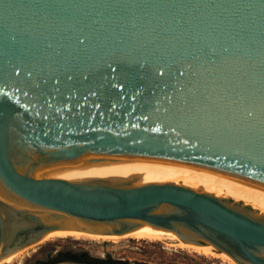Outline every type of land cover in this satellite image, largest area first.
<instances>
[{"label": "water", "instance_id": "water-1", "mask_svg": "<svg viewBox=\"0 0 264 264\" xmlns=\"http://www.w3.org/2000/svg\"><path fill=\"white\" fill-rule=\"evenodd\" d=\"M198 169L264 186V0H0V264L161 229L264 264L262 214L150 183Z\"/></svg>", "mask_w": 264, "mask_h": 264}, {"label": "rangeland", "instance_id": "rangeland-1", "mask_svg": "<svg viewBox=\"0 0 264 264\" xmlns=\"http://www.w3.org/2000/svg\"><path fill=\"white\" fill-rule=\"evenodd\" d=\"M167 183L180 184L201 193L211 194L218 198L233 200L232 196L219 193L217 191L202 190L199 183L184 178H175ZM176 184V185H177ZM196 189V190H195ZM220 194L222 196H217ZM236 199V198H235ZM251 210L257 207L264 208L249 201L238 199L234 201ZM240 206V205H237ZM257 212V211H255ZM258 213V212H257ZM181 245V241L169 237L144 238V239H119L110 237H95L81 235L76 237L69 236H50L45 237L39 242L31 243L25 247L15 250V255L6 259L2 256V264H45L56 256L59 252H86L90 257L106 259L111 258L119 261L120 264H236L231 259L213 247L208 249L195 250ZM56 264H77L72 262H61Z\"/></svg>", "mask_w": 264, "mask_h": 264}, {"label": "bare ground", "instance_id": "bare-ground-1", "mask_svg": "<svg viewBox=\"0 0 264 264\" xmlns=\"http://www.w3.org/2000/svg\"><path fill=\"white\" fill-rule=\"evenodd\" d=\"M175 178H184L185 180H193L199 183L202 190L208 191H217L219 193L227 194L232 196L233 201H237L238 199L249 201L254 204L259 205L260 207L264 208V186L250 183L247 181L239 180L236 178L224 176L221 174L213 173L210 171L198 169L192 174L189 175H172V176H156L153 177L150 183H167ZM177 184V183H175ZM180 185V184H177ZM196 190V189H195ZM202 192V191H200ZM217 196H222L220 194H215ZM236 198V199H235ZM258 213H261L262 210H258L257 207L253 208ZM87 236H95V237H108L103 231L96 232L91 234H86ZM46 236H42L40 240L44 239ZM50 237V236H47ZM161 237H169L173 239H177L174 236L170 235L169 233L165 232L164 230H160L158 235L143 237L144 238H161ZM111 238V237H110ZM38 240L37 242H39ZM180 241V240H179ZM186 248H191L190 246L186 245L181 241V245ZM212 246L210 244L195 248V250L199 249H208L210 250ZM193 249V248H192ZM16 252H9L6 254V259L10 260ZM222 253V252H221ZM226 257V256H225Z\"/></svg>", "mask_w": 264, "mask_h": 264}, {"label": "trees", "instance_id": "trees-1", "mask_svg": "<svg viewBox=\"0 0 264 264\" xmlns=\"http://www.w3.org/2000/svg\"><path fill=\"white\" fill-rule=\"evenodd\" d=\"M61 262H72L77 264H120L119 261L113 260L111 258L100 259L95 257H90L85 251L84 252H59L50 261L45 264H56Z\"/></svg>", "mask_w": 264, "mask_h": 264}]
</instances>
